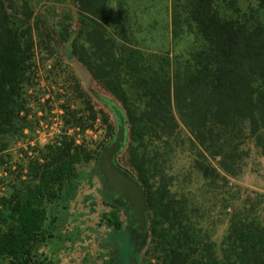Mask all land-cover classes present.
<instances>
[{
    "label": "trees",
    "instance_id": "1",
    "mask_svg": "<svg viewBox=\"0 0 264 264\" xmlns=\"http://www.w3.org/2000/svg\"><path fill=\"white\" fill-rule=\"evenodd\" d=\"M64 1L0 0V264H57L50 249L71 241L59 228L82 167L103 186L105 264H139L143 249L150 264H264L261 201L228 185L252 150L264 157V0H73V14H56ZM65 56L110 96L97 99L114 123L74 77L83 109L59 104L63 134L11 171L10 149H30L51 112L38 59L54 69ZM120 119L126 141L113 162L145 194V242L97 171ZM97 121L103 138L81 137Z\"/></svg>",
    "mask_w": 264,
    "mask_h": 264
},
{
    "label": "rangeland",
    "instance_id": "2",
    "mask_svg": "<svg viewBox=\"0 0 264 264\" xmlns=\"http://www.w3.org/2000/svg\"><path fill=\"white\" fill-rule=\"evenodd\" d=\"M43 7L44 1L37 6V9ZM65 8L71 12L70 14H73L75 11L73 0H65L64 3L57 7L55 13L61 14ZM72 26L75 27L76 23L73 22ZM63 55H65V52ZM40 58L43 60V64ZM40 58L38 59L42 70L40 84L45 92L44 97L41 99V105L51 106V112L45 119H42L41 127L34 134H31L30 138L33 140L30 142V149H22L21 146H15L10 149L11 171L15 170L17 163H21L20 155L25 151L30 153L31 150H37L49 143L56 135L63 134L60 117L62 113L59 109V104L63 103V101L70 100L72 108L77 110L83 109V106L76 99L74 93L72 84V78L74 77L77 78L76 80L80 88L92 97L95 109L103 108L109 114L111 122L114 123L110 112L97 99L98 96L110 99V96L93 81L90 75L74 58L70 56L69 58L66 57L61 61V66L58 65L54 69L52 67V61H46L42 57ZM44 69L45 71H43ZM70 72L72 76H70ZM50 94L54 97H50ZM55 97H59V100H55ZM45 100H50V102L45 104ZM41 113H39V116L42 115ZM103 136L104 127H102L99 121L96 122L92 130L88 129L81 135L84 139L95 142L101 140ZM81 137L78 138L80 139ZM186 155V153L181 155L180 164L187 160ZM81 171L85 178L79 197L70 205L68 223L59 228L61 236H68L71 238V241H66L62 244L57 240L50 249L55 255L57 264H105L110 256V248L107 243L109 232L100 218V215L105 212L102 205L103 186L95 175L91 177L90 168L82 167ZM228 185L232 187L237 186L246 196L259 199L261 201V216L264 215V157L252 150L250 157L246 161L244 174L236 180L231 179ZM120 220L123 222V226L126 227L127 223L123 214ZM223 228L224 226H221L218 229L216 240L219 239ZM120 238L124 239V234L120 235ZM145 250L143 249L141 253L139 264H150L144 259Z\"/></svg>",
    "mask_w": 264,
    "mask_h": 264
},
{
    "label": "water",
    "instance_id": "3",
    "mask_svg": "<svg viewBox=\"0 0 264 264\" xmlns=\"http://www.w3.org/2000/svg\"><path fill=\"white\" fill-rule=\"evenodd\" d=\"M126 141L125 121L120 119L113 140L100 152L97 171L103 179L104 188L112 199L124 205L129 211V220L137 231V235L144 236L146 228L147 199L140 184L128 174L117 168L114 157L122 150ZM145 242L147 237H143ZM133 264H137L132 260Z\"/></svg>",
    "mask_w": 264,
    "mask_h": 264
},
{
    "label": "flooded vegetation",
    "instance_id": "4",
    "mask_svg": "<svg viewBox=\"0 0 264 264\" xmlns=\"http://www.w3.org/2000/svg\"><path fill=\"white\" fill-rule=\"evenodd\" d=\"M131 231H132V234H134L135 239H143V236H140V237H139V236L137 235V231L135 230L134 227L132 228Z\"/></svg>",
    "mask_w": 264,
    "mask_h": 264
},
{
    "label": "crops",
    "instance_id": "5",
    "mask_svg": "<svg viewBox=\"0 0 264 264\" xmlns=\"http://www.w3.org/2000/svg\"><path fill=\"white\" fill-rule=\"evenodd\" d=\"M96 181H97V179H96Z\"/></svg>",
    "mask_w": 264,
    "mask_h": 264
}]
</instances>
